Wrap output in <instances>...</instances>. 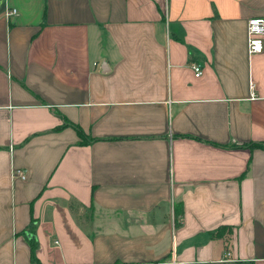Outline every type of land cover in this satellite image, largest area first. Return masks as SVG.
I'll list each match as a JSON object with an SVG mask.
<instances>
[{
	"label": "crops",
	"instance_id": "0c3cea01",
	"mask_svg": "<svg viewBox=\"0 0 264 264\" xmlns=\"http://www.w3.org/2000/svg\"><path fill=\"white\" fill-rule=\"evenodd\" d=\"M253 15L264 0H0V264H264Z\"/></svg>",
	"mask_w": 264,
	"mask_h": 264
},
{
	"label": "built area",
	"instance_id": "2783aa9c",
	"mask_svg": "<svg viewBox=\"0 0 264 264\" xmlns=\"http://www.w3.org/2000/svg\"><path fill=\"white\" fill-rule=\"evenodd\" d=\"M16 10L10 8L6 13H12ZM247 31V50L249 53L259 52L263 49V34H264V17L260 15H253L247 19L246 24ZM190 66L193 70V75L196 76L201 73V67L198 62H190ZM251 85V84H250ZM19 176L23 178L24 171L17 170Z\"/></svg>",
	"mask_w": 264,
	"mask_h": 264
},
{
	"label": "trees",
	"instance_id": "16d2710c",
	"mask_svg": "<svg viewBox=\"0 0 264 264\" xmlns=\"http://www.w3.org/2000/svg\"><path fill=\"white\" fill-rule=\"evenodd\" d=\"M250 145L251 144H253V142L252 143H249ZM80 203L77 201V200H75V199H70L69 201H68V208H69V210H70V212L74 215V218L77 220V221H79L80 219H79V217H80V215L78 216V215H76V212H77V209H78V207H80ZM180 214V207H174V216H175V218H174V220H176L177 218H178V215ZM222 230L223 231H225V228H218V230H216L215 232H216V235H218V236H221V232H222ZM30 248H29V250H30V255H31V258L33 259V250H32V248H33V244H30V246H29Z\"/></svg>",
	"mask_w": 264,
	"mask_h": 264
}]
</instances>
